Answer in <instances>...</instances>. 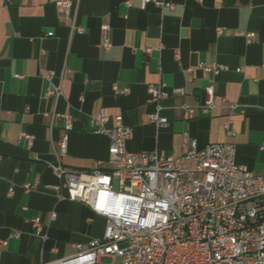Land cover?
Here are the masks:
<instances>
[{"label":"crops","instance_id":"0c3cea01","mask_svg":"<svg viewBox=\"0 0 264 264\" xmlns=\"http://www.w3.org/2000/svg\"><path fill=\"white\" fill-rule=\"evenodd\" d=\"M58 1L0 0V264H48L104 237L103 216L52 189L59 159L69 171L92 172L100 161L112 169L110 139L92 124L102 111L106 127L121 116L132 129L130 152L180 157L186 145L228 143L239 166L264 178V0H167L173 10L144 0H77L82 34L72 33ZM103 25L111 28L109 51ZM202 63L226 69L208 73ZM161 82L169 123L157 127L149 87ZM211 83L216 108L205 114L200 107ZM52 85L60 96H47ZM126 88L128 94L117 93ZM183 105L196 108L194 117ZM56 115L70 116L71 129ZM228 119L234 136L226 133ZM23 132L34 137L32 145ZM66 135L68 152L58 158ZM27 185L35 188L26 192Z\"/></svg>","mask_w":264,"mask_h":264},{"label":"built area","instance_id":"2783aa9c","mask_svg":"<svg viewBox=\"0 0 264 264\" xmlns=\"http://www.w3.org/2000/svg\"><path fill=\"white\" fill-rule=\"evenodd\" d=\"M144 1L156 2L161 8L175 7L167 0ZM76 4L77 0L57 2L72 33L82 34L84 28L76 23ZM102 47L106 51L113 47L109 25L102 27ZM152 51L145 50L148 55ZM201 67L215 74L226 69L206 63ZM54 76L51 72L49 78ZM166 87L164 82L149 87V102L155 105L150 120L157 127L169 123L161 104L169 95ZM116 90L121 94L130 91ZM205 91L207 99L200 109L206 114L216 108V93L212 83ZM174 93L184 95L185 90L176 88ZM61 94V87L54 85L47 91V96ZM181 108L194 117L195 107ZM55 117L71 129L70 116ZM108 121V114L102 111L92 124L110 139V171L103 169V161L92 172L69 171L60 159L52 166L59 179L52 189L60 199L81 201L103 216L107 221L104 237L93 240L89 249L76 245L75 255L48 264H264V178L236 163L235 145L216 143L202 149L186 145L180 157L158 150L133 153L127 149L132 129L121 116L115 118L112 128L105 126ZM232 123V119L224 123L229 136L235 135ZM21 137L31 145L34 142L28 133ZM68 142L66 135L59 143L58 158L67 154ZM34 188L27 185L25 190ZM56 216L53 213L52 220ZM33 224L42 228L39 218ZM105 258L112 262L104 263Z\"/></svg>","mask_w":264,"mask_h":264},{"label":"rangeland","instance_id":"374dc122","mask_svg":"<svg viewBox=\"0 0 264 264\" xmlns=\"http://www.w3.org/2000/svg\"><path fill=\"white\" fill-rule=\"evenodd\" d=\"M103 262H104V263H111L112 260H111V259H108V258H105V259L103 260Z\"/></svg>","mask_w":264,"mask_h":264}]
</instances>
